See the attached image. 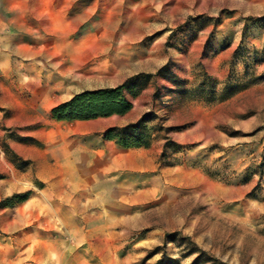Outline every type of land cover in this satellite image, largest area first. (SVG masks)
Wrapping results in <instances>:
<instances>
[{
  "label": "rangeland",
  "instance_id": "374dc122",
  "mask_svg": "<svg viewBox=\"0 0 264 264\" xmlns=\"http://www.w3.org/2000/svg\"><path fill=\"white\" fill-rule=\"evenodd\" d=\"M31 1L0 0V47L21 41L0 48V201L28 194L0 208V264H264V0H65L41 19ZM71 62L99 74L42 98L41 77ZM118 86L132 110L111 122L150 114L151 143H114L111 211L88 187L61 204L37 175L43 156L10 146L42 149L25 133L45 125L11 116L32 107L55 124L57 105Z\"/></svg>",
  "mask_w": 264,
  "mask_h": 264
},
{
  "label": "crops",
  "instance_id": "0c3cea01",
  "mask_svg": "<svg viewBox=\"0 0 264 264\" xmlns=\"http://www.w3.org/2000/svg\"><path fill=\"white\" fill-rule=\"evenodd\" d=\"M31 3L35 6V19H41L46 17L47 13L54 11V7L63 6L65 0H32ZM1 28L2 23H0ZM20 44L21 41L13 39L7 44H2L0 48L3 49L9 45L8 48L14 54H18L21 50ZM24 49L22 51H25ZM100 54H103V52ZM96 56H99V54L94 55L93 58ZM90 59H83L78 63L85 65V61L88 62ZM75 64L71 62L69 66L59 64V66L50 67L52 73L41 77L39 86L35 88L39 91L41 97H46L52 84L54 87H59L63 90H68L72 87H84L86 81L91 80L93 82L99 74L93 68L88 70ZM57 78L59 81L55 84V79ZM3 103V97H0V107L4 105ZM39 111L43 112L40 109L36 110L35 108L24 106L17 115L11 116V121L9 122L17 126H30L42 121L41 123L45 125L44 128L35 132L27 131L25 134L37 139L43 148L13 142L10 144L12 150L25 158L35 159L37 156L32 155L30 149L36 150L38 156H43V159L41 158L38 161L37 175L43 179L45 188L51 190L60 189L61 204H74L72 201V190L76 191L80 188L85 189L88 187L93 196L99 199V204L107 205L109 211H111V190L115 186L111 181L115 172L113 168L114 155L118 150H116L113 141L103 139V134L116 126L111 122V119H121L128 113L124 116L115 115L77 122L74 124V128H70L66 125L62 126L63 124L59 122L53 124L51 119H43L40 117L41 113ZM13 117L15 119H12ZM35 117H38L37 120ZM96 120H103V123L95 122ZM58 129L62 130L61 134H63L61 137L57 135ZM52 132L57 134L52 136ZM2 155L4 154L2 153ZM120 167L122 169L123 164ZM64 188L69 190L65 194L62 192ZM70 220L72 219L70 218Z\"/></svg>",
  "mask_w": 264,
  "mask_h": 264
},
{
  "label": "trees",
  "instance_id": "16d2710c",
  "mask_svg": "<svg viewBox=\"0 0 264 264\" xmlns=\"http://www.w3.org/2000/svg\"><path fill=\"white\" fill-rule=\"evenodd\" d=\"M165 67L157 71L161 75ZM132 110V104L124 97L123 87L118 86L112 89H102L95 91H85L74 95L70 100L57 105L51 110V116L58 122L88 121L110 116H124ZM154 119L150 114L142 115L136 122L122 127H112L105 134L103 139L113 141L123 150L148 148L151 143V130L147 123ZM255 170H249L245 173V179L249 180L255 175ZM260 184L258 183L257 186ZM28 194L23 196L13 195L0 201V208L10 206L15 202H24ZM176 233L167 234L165 237L169 241L175 239ZM189 240V238H186ZM157 254L153 252L152 255ZM202 254H200L193 264H200ZM173 262L163 255L154 264H168Z\"/></svg>",
  "mask_w": 264,
  "mask_h": 264
}]
</instances>
